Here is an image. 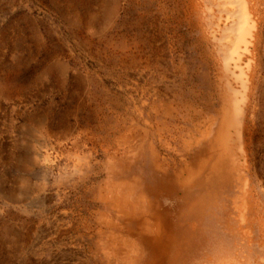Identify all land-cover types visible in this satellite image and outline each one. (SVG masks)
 <instances>
[{"label": "rangeland", "instance_id": "374dc122", "mask_svg": "<svg viewBox=\"0 0 264 264\" xmlns=\"http://www.w3.org/2000/svg\"><path fill=\"white\" fill-rule=\"evenodd\" d=\"M157 15L155 0H0V264L150 263L133 214L134 98L138 72L172 73L145 64ZM189 72L182 102L207 112ZM244 243L231 256L252 260L261 249Z\"/></svg>", "mask_w": 264, "mask_h": 264}, {"label": "bare ground", "instance_id": "6f19581e", "mask_svg": "<svg viewBox=\"0 0 264 264\" xmlns=\"http://www.w3.org/2000/svg\"><path fill=\"white\" fill-rule=\"evenodd\" d=\"M155 1L145 64L152 56L172 73L135 79L133 214L148 264H264V0ZM188 72L209 89V111L182 102L176 76ZM153 177L163 208L150 199ZM238 239L261 251L233 258Z\"/></svg>", "mask_w": 264, "mask_h": 264}]
</instances>
